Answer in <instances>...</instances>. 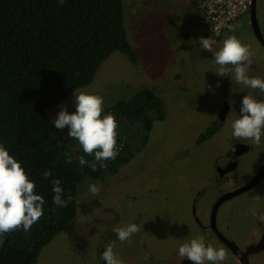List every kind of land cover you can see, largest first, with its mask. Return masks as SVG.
Segmentation results:
<instances>
[{"label":"rangeland","instance_id":"374dc122","mask_svg":"<svg viewBox=\"0 0 264 264\" xmlns=\"http://www.w3.org/2000/svg\"><path fill=\"white\" fill-rule=\"evenodd\" d=\"M124 14L138 64L134 65L126 53L115 51L103 62L93 82L74 92L99 95L106 108L131 99L139 91L151 89L164 101L165 118L154 122L148 142L116 173L108 172L99 179L83 178L77 189L75 220L42 249L39 264H99L97 248L104 249L110 239L123 264L133 254H139L135 264L169 262L162 258L143 260L140 245L144 242L147 245L169 242L179 247L193 238L203 237L206 246L212 242L216 248L214 240L199 226L194 207L197 217L206 222L219 193L217 189L203 186L210 175L209 150L213 143L206 149L204 143L198 142L205 129L204 120L219 101L224 76L216 73L219 66L213 62V54L200 47V37H207L195 21L196 4L192 0H124ZM257 16L264 37V0H257ZM249 18L250 15L240 17L220 39H214L217 42L214 50L234 34L243 44L250 45L254 53L248 75L264 79V71L258 68L264 67V46L255 42L256 32ZM227 73L234 81V69L229 67ZM74 92L47 109V123H52L62 107H66L69 114L75 112ZM263 93L243 84L230 93L238 109L223 124L224 141L233 138L231 124L240 118L243 96L251 95L260 101L264 100ZM132 129L137 130V127L132 126ZM141 130L144 132L143 127ZM249 142L254 149L243 157L237 169L234 182L238 185L247 183L261 162L264 136L259 145ZM221 147L224 151L227 145L223 143ZM218 156L216 160L221 165L222 154L218 152ZM90 184L100 188L99 195L90 193ZM261 192L262 188L254 187L224 203L218 221L231 217L235 234L241 237L243 233L248 238V234L258 229L257 218L249 210L255 207L261 213L257 206ZM131 223L140 230L131 236L130 242H120L113 228Z\"/></svg>","mask_w":264,"mask_h":264},{"label":"trees","instance_id":"16d2710c","mask_svg":"<svg viewBox=\"0 0 264 264\" xmlns=\"http://www.w3.org/2000/svg\"><path fill=\"white\" fill-rule=\"evenodd\" d=\"M195 21L199 24V15ZM115 51L138 64L124 0H0V144L21 162L44 198L43 215L28 232L4 235L0 264H39L42 249L75 220L83 178L116 173L148 142L154 122L165 118L164 101L151 89L103 108L102 116L111 113L117 121L118 155L103 161L104 168L97 163L95 171L80 166L81 156L90 164L94 154L83 152L68 127L59 130L46 122L47 109L91 84ZM46 170L51 177L43 176ZM52 179L61 181L65 200L71 196L67 207L53 204Z\"/></svg>","mask_w":264,"mask_h":264},{"label":"clouds","instance_id":"9594fccd","mask_svg":"<svg viewBox=\"0 0 264 264\" xmlns=\"http://www.w3.org/2000/svg\"><path fill=\"white\" fill-rule=\"evenodd\" d=\"M63 2L64 0H60L61 4ZM229 28L231 29V26ZM216 43V40L210 37L199 39L200 47L213 54V62L219 66L216 73L226 76L227 69L231 67L234 69L236 84L264 92V79L248 75L254 55L251 46L243 44L234 34L229 35L218 50H214ZM74 97L75 112L69 114L67 108L62 107L52 123L59 130L67 126L68 136L78 141L83 152L86 155L94 154V161L90 164L84 156H81L80 166L88 164L95 171L99 163V166L104 168L106 164L103 161L115 160L118 155L117 121L111 113L102 116L101 96L80 91L78 94L74 92ZM239 113L240 118L235 119L231 124L233 138L251 140L259 145L261 137L264 136V100L258 101L251 95L243 96ZM43 176L49 178L52 173L46 170ZM51 183L55 193L53 204L67 207L71 196L67 200L63 198L59 179H52ZM35 188V183L28 178L21 162L10 155L3 144H0V246L4 244L5 234L21 228L28 232L43 215L44 198L36 194ZM89 191L93 196H97L100 188L96 184H90ZM249 212L259 221L264 222V213H258L255 207ZM139 230L135 223L113 228L120 242H130L131 236ZM178 256L181 260L192 261L193 264H205V262L220 264L226 260L227 253L223 248H214L210 243L206 246L204 238L199 237L181 244L178 248ZM101 259L105 264H123L114 252V243H109L105 247Z\"/></svg>","mask_w":264,"mask_h":264},{"label":"flooded vegetation","instance_id":"af4514ba","mask_svg":"<svg viewBox=\"0 0 264 264\" xmlns=\"http://www.w3.org/2000/svg\"><path fill=\"white\" fill-rule=\"evenodd\" d=\"M246 15H250L249 21L253 30L256 32L254 36L256 39L255 42L258 44L261 43L264 46V37L260 31V23L257 19V0H255L254 13L252 4H250V9ZM258 68L260 71H264V67L262 68V66H258ZM230 77L231 74L227 73V75L222 79V92L220 91V98L217 102L218 105L217 103L214 104V106L216 105V108L213 106L214 109L212 113H215H210L204 120V125L206 124L204 127L205 129L200 133L201 140L198 142V144L204 143L206 145V149L211 142L213 143L209 150V152H211V156L209 158L210 164H208L210 175L204 181L203 186H210L211 189H217L219 191L216 198L217 201L213 205V209L206 222H203L197 217L195 207L194 215L199 223V226L206 232V235L214 240L216 248H223L226 251L227 258L225 261L220 262V264H264V222L257 219L258 229L255 230L253 234L252 232L248 234L247 238L243 233V236L241 237L235 234V230L233 231L231 227V217L223 221H218L219 210L224 203L248 193V191L254 189V187L262 188L261 195L258 197L257 206L261 210V213L264 211V149L256 174L253 175V177L245 184L238 185V183L234 182L237 179L236 172L243 157L254 148L251 147L249 140H237L235 138H230L224 141L225 135L222 132L223 124L227 120V117L238 109L237 105L233 104L231 101L230 93H232L235 89H238L240 84H236ZM223 143L227 145V147H224V151H222L223 147H221V144ZM218 152L222 154L221 165L218 163L219 161L216 160V158L219 159ZM249 184L252 185L245 190L237 192ZM202 188L203 187H201V189ZM196 201L197 199L194 202ZM236 236L240 239V241L236 238ZM111 241L112 239H110L107 245ZM209 243L212 245V242ZM107 245H105V247ZM115 247L116 245H114V249ZM141 248L143 254V257L141 254V257L143 260L148 258H162L164 261L169 260V262L165 264H193L190 260H181L178 256L179 247L170 245L169 242H151L150 245H147V243L144 242L143 245H140V249ZM104 250L105 248L102 250L97 248L99 254V264H105V261L101 259V255ZM158 253L160 255L167 253L169 256L164 255L163 257H157L155 254ZM138 255L139 254H133V256H129V260H126V264H135V262H137L136 256ZM207 263L208 262H205V264Z\"/></svg>","mask_w":264,"mask_h":264},{"label":"built area","instance_id":"2783aa9c","mask_svg":"<svg viewBox=\"0 0 264 264\" xmlns=\"http://www.w3.org/2000/svg\"><path fill=\"white\" fill-rule=\"evenodd\" d=\"M202 34L217 39L234 21L247 14L252 0H193Z\"/></svg>","mask_w":264,"mask_h":264},{"label":"water","instance_id":"95a60500","mask_svg":"<svg viewBox=\"0 0 264 264\" xmlns=\"http://www.w3.org/2000/svg\"><path fill=\"white\" fill-rule=\"evenodd\" d=\"M251 4H252V8H253V13H254V11H255V0H252ZM252 184H253V183H252ZM252 184H249V185L245 186L244 188L238 190L237 192L242 191V190H245L246 188H248V187L251 186Z\"/></svg>","mask_w":264,"mask_h":264},{"label":"crops","instance_id":"0c3cea01","mask_svg":"<svg viewBox=\"0 0 264 264\" xmlns=\"http://www.w3.org/2000/svg\"><path fill=\"white\" fill-rule=\"evenodd\" d=\"M191 3V2H190ZM192 4V3H191ZM192 6H193V4H192Z\"/></svg>","mask_w":264,"mask_h":264}]
</instances>
